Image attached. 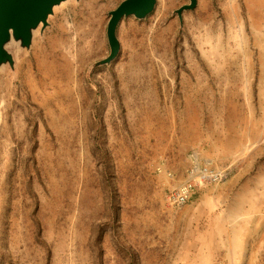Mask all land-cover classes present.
Here are the masks:
<instances>
[{"label": "rangeland", "instance_id": "obj_1", "mask_svg": "<svg viewBox=\"0 0 264 264\" xmlns=\"http://www.w3.org/2000/svg\"><path fill=\"white\" fill-rule=\"evenodd\" d=\"M122 1L81 0L10 47L0 264H264L262 2L198 0L180 20L188 0H157L96 67ZM195 151L226 178L171 205Z\"/></svg>", "mask_w": 264, "mask_h": 264}, {"label": "water", "instance_id": "obj_2", "mask_svg": "<svg viewBox=\"0 0 264 264\" xmlns=\"http://www.w3.org/2000/svg\"><path fill=\"white\" fill-rule=\"evenodd\" d=\"M63 1L65 0H0V74L6 65L12 68L15 65L11 46H16L20 51L32 49L37 44L36 39L43 38L42 32L50 26L54 16L81 0H70L55 9ZM188 1L189 4L176 12L180 20L184 12L193 11L197 7L198 0ZM156 5L157 0H123L117 9L110 12L107 26L110 55L97 63L96 67L111 64L118 57L121 46L117 30L121 21L130 17L145 20L154 12Z\"/></svg>", "mask_w": 264, "mask_h": 264}, {"label": "built area", "instance_id": "obj_3", "mask_svg": "<svg viewBox=\"0 0 264 264\" xmlns=\"http://www.w3.org/2000/svg\"><path fill=\"white\" fill-rule=\"evenodd\" d=\"M191 167L182 185L169 197L171 205L183 206L190 202L196 191L205 183L221 182L226 178L225 169L213 168L211 161L203 160L198 151L190 155Z\"/></svg>", "mask_w": 264, "mask_h": 264}, {"label": "crops", "instance_id": "obj_4", "mask_svg": "<svg viewBox=\"0 0 264 264\" xmlns=\"http://www.w3.org/2000/svg\"><path fill=\"white\" fill-rule=\"evenodd\" d=\"M248 1L250 3H252L253 5H256V6H258L257 1H261L262 2V4H261V11H259V12H264V0H248ZM200 198H202V197H200ZM205 199H207V198H205ZM208 200H210V199H207V201ZM196 202H198V199L193 204H195ZM215 226H216V229L219 227V225H215Z\"/></svg>", "mask_w": 264, "mask_h": 264}, {"label": "bare ground", "instance_id": "obj_5", "mask_svg": "<svg viewBox=\"0 0 264 264\" xmlns=\"http://www.w3.org/2000/svg\"><path fill=\"white\" fill-rule=\"evenodd\" d=\"M70 0H65L63 2H61V4L59 6H56L55 9H57L60 6H63L64 4H66L67 2H69Z\"/></svg>", "mask_w": 264, "mask_h": 264}]
</instances>
